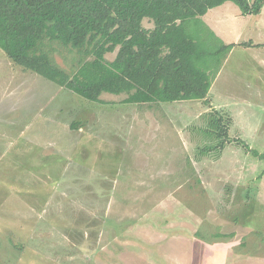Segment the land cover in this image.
Listing matches in <instances>:
<instances>
[{
    "label": "rangeland",
    "instance_id": "1",
    "mask_svg": "<svg viewBox=\"0 0 264 264\" xmlns=\"http://www.w3.org/2000/svg\"><path fill=\"white\" fill-rule=\"evenodd\" d=\"M254 15L244 14L241 40L264 43V9ZM202 18L196 30L216 48L224 40ZM56 46L55 59L71 70L75 52ZM262 47L227 53L206 100L151 104L123 102L125 93L86 99L0 47V264H99L98 252L116 263L111 238L161 202L177 223L194 211L197 236L221 240L206 249L264 257V160L253 154L264 153ZM212 113L223 116L230 142L203 152L217 142Z\"/></svg>",
    "mask_w": 264,
    "mask_h": 264
},
{
    "label": "trees",
    "instance_id": "2",
    "mask_svg": "<svg viewBox=\"0 0 264 264\" xmlns=\"http://www.w3.org/2000/svg\"><path fill=\"white\" fill-rule=\"evenodd\" d=\"M228 1L243 14H258L264 5V0H0V47L13 63L92 101L102 102L103 93H125L123 102L136 104L206 100L226 54L254 43L222 42L209 50V40L200 38V18ZM145 19L154 26L146 28ZM56 45L75 52L71 70L55 59ZM214 113L208 126L217 142L203 152L220 151L230 142L223 116ZM253 154L264 160V153Z\"/></svg>",
    "mask_w": 264,
    "mask_h": 264
},
{
    "label": "crops",
    "instance_id": "3",
    "mask_svg": "<svg viewBox=\"0 0 264 264\" xmlns=\"http://www.w3.org/2000/svg\"><path fill=\"white\" fill-rule=\"evenodd\" d=\"M263 9L264 6L260 13L254 15L257 21ZM243 16L244 14L236 7V4L228 1L221 6L210 9L202 16V19L208 20V24H210L217 35L222 37L225 43L229 44L243 42L241 40L243 31L250 22L249 18H247L248 16L246 19ZM255 38L248 35L244 41L252 40L253 44H259L258 42L261 41L257 40L256 42ZM261 62L264 63L262 60ZM213 84L208 96L211 94ZM172 203L180 204L174 199ZM166 207L169 209V215L163 212L167 209ZM170 209L172 208L169 205L166 206V204L161 202L152 207L142 218H139L133 226L126 227L122 232L114 235L109 242L108 251L113 253L111 256L109 254V259L116 260V263L111 262V264H201L198 253L204 254L205 252L212 257L211 259H215L217 264H264V257L246 254L240 250L233 251L228 247V249L216 252L209 250L211 248L208 246L209 244L213 245L221 242V240L214 241L212 238H200L197 236L198 231L195 221H193L196 219L195 214H193L194 211L187 207L185 213L186 215L189 214V216L177 223L170 220V217L167 220V217L171 216L172 213ZM160 216L162 217L160 218ZM163 221H165L164 225H162ZM191 223L193 225L189 227ZM135 234L140 238L134 237ZM228 235L234 234L229 233ZM245 240L246 238H243V243ZM174 244H180L179 247L182 248L183 253L177 254L178 247L173 251ZM206 247L209 249H206ZM106 248L107 246L103 248V251ZM192 250L194 252L196 250L197 257L196 255L192 256ZM97 263L107 264L99 252L97 253Z\"/></svg>",
    "mask_w": 264,
    "mask_h": 264
}]
</instances>
